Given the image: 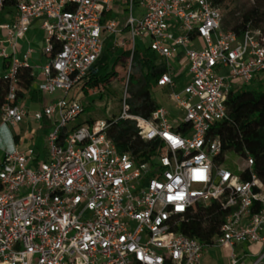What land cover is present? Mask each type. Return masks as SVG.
Returning <instances> with one entry per match:
<instances>
[{"label": "built area", "instance_id": "2783aa9c", "mask_svg": "<svg viewBox=\"0 0 264 264\" xmlns=\"http://www.w3.org/2000/svg\"><path fill=\"white\" fill-rule=\"evenodd\" d=\"M127 1L121 27L109 16L114 0H0V58L12 61L0 75L9 83L0 104V264H201L209 248L225 246L229 264H264V181L249 151L235 160L237 171L226 166L223 142L212 132L228 118L232 91L264 81V23L241 33L226 29L213 0ZM35 19L43 20L50 58L36 88L63 95L30 111L20 103L19 79L31 68L32 49L20 58L19 40ZM125 27L131 54L121 114L77 123L85 106L69 91ZM139 40L165 67L151 86L167 88L183 116L172 119L164 106L151 118L131 112L128 82ZM174 63L189 70L181 89ZM27 119L49 129L45 159L16 140L22 135L13 129ZM130 121L143 141L161 146L146 157L121 151L108 129ZM212 202L224 218L211 241L180 230L197 205Z\"/></svg>", "mask_w": 264, "mask_h": 264}, {"label": "trees", "instance_id": "16d2710c", "mask_svg": "<svg viewBox=\"0 0 264 264\" xmlns=\"http://www.w3.org/2000/svg\"><path fill=\"white\" fill-rule=\"evenodd\" d=\"M249 8L241 13L237 23L232 27H225L241 33L248 24L260 26L264 23V0H248ZM236 0H213L215 6L231 8ZM111 15V14H110ZM128 32V27L124 28ZM114 36L106 40L104 51L100 58L89 70L83 80L82 90L89 87H100L101 89L120 76V62L125 66L126 80L128 67L130 66L129 57L130 47L121 51H112ZM158 56L149 48L140 51L135 49L131 63L129 75L128 91L131 112L146 118H151L154 110L159 104L151 95V84L155 76L164 72L165 67L157 64ZM11 59L4 60V69L9 68ZM35 77L31 68H23L20 71V91L22 99L28 97L35 102L43 101V95L33 88ZM257 83V86L255 85ZM255 85L254 87H252ZM9 83L4 79L0 80V104L8 90ZM228 118L216 124L212 132L218 135L223 142L222 161L229 168L237 171L238 164L235 162L243 153L249 151L255 160V171L264 181V81L256 80L252 84H247L232 91L227 99ZM85 106V105H84ZM92 122V121H88ZM125 122H122L124 124ZM113 123L108 129L109 137L116 142L121 151H131L138 157H146L161 146V142L143 141L138 134V127L135 122L130 121L124 125ZM18 138V137H17ZM229 155H232L230 157ZM247 178V176H245ZM224 214L216 202L209 206L197 205L190 219L181 224L180 230L188 235L199 238L203 242L211 241L219 232ZM169 264V263H166Z\"/></svg>", "mask_w": 264, "mask_h": 264}, {"label": "rangeland", "instance_id": "374dc122", "mask_svg": "<svg viewBox=\"0 0 264 264\" xmlns=\"http://www.w3.org/2000/svg\"><path fill=\"white\" fill-rule=\"evenodd\" d=\"M248 0H236L235 4L231 8H222L224 14V26L232 27L237 21L238 17L249 8ZM114 4L118 6L120 9H115L113 16L111 18L117 19L120 23V26L123 27L126 23L128 17V10H123L128 7L127 0H114ZM140 9L137 3L135 4V14L139 13ZM3 14H1L2 16ZM0 16V17H1ZM124 34V33H123ZM113 47L112 51L115 52L117 50L121 51L128 47V36L121 35L118 38L113 39L112 41ZM138 49L140 51H145L148 48V42L145 40H139ZM45 62V59L44 61ZM130 62V61H129ZM157 64L161 65V60L158 59L156 61ZM4 59L0 58V75L4 73L3 68ZM119 69L121 70L120 76L115 78L110 85L101 89L100 87H89L86 88L85 92L82 90L83 81L79 82L75 86L71 88L68 94L69 99H77L81 101L85 105V111L79 116L77 119V123H86L88 121L94 120H107L118 117L122 111V99L123 93L126 87V80H124L123 76L125 75V64L124 62H120ZM130 67V66H129ZM128 67V72H129ZM172 73L182 71V67H180L177 63L172 65ZM37 70V69H36ZM179 70V71H178ZM128 74V73H127ZM127 78V77H126ZM180 85L184 83V79H180ZM257 86V83H255ZM253 85L252 87H254ZM36 86V83H35ZM63 95L62 92H58L55 95H49L43 93V101L41 102H28L26 99L23 104H27V108L30 111L40 110L43 108L46 102H48L52 97H57ZM151 95L154 100L159 104V106L166 107L170 113L171 118L174 119L176 115L183 116V111L176 107L175 102L169 97V90L167 88H162L159 86L151 87ZM43 122L40 121H27L19 126L17 129H13L14 132H19L24 137V142L32 144L37 153H40V159L46 158V134L49 132V129H42ZM38 131V136L36 134ZM33 139H30L32 138ZM232 157V155H229ZM231 250L228 247H216L209 248L205 254L202 261V264H229L230 261Z\"/></svg>", "mask_w": 264, "mask_h": 264}, {"label": "crops", "instance_id": "0c3cea01", "mask_svg": "<svg viewBox=\"0 0 264 264\" xmlns=\"http://www.w3.org/2000/svg\"><path fill=\"white\" fill-rule=\"evenodd\" d=\"M7 9L8 10H11V8H7ZM115 9L117 10V9H120V8L113 3V10H112V12H110L111 15L109 14L110 17L113 16V14L115 13L114 12ZM123 10H127V8H125ZM140 12H141V9H140ZM1 14H3V15L1 16ZM1 14H0V16H1L0 17V20L3 21V20L6 19V14H5V12L4 13H1ZM42 22H43L42 19H35L33 21L32 25H31L30 29L27 31L26 36L23 39L19 40V57L20 58H23V55L26 53V51H28V49H32V52H31L30 58H29V62H30V65H31V69H32L33 75L35 77V80H34V83H33V88L34 89H37L36 86H35V83L38 80H41L43 78V75H42V67L50 59L48 57V55L45 54V52H44V46H45V31H44V29L42 27ZM123 33L121 35L128 36V32H125L124 29H123ZM0 35H2V34H0ZM44 59H45V62H43ZM181 67H182L181 68L182 71H180V72H176L175 71V73L173 74L175 80L177 81V84H178V88L179 89H181L186 84V82L189 80V77H190L189 70H188L187 66L182 65ZM3 68H4V63H3ZM182 78L184 79V83L182 85H180L179 82H180V79H182ZM41 94L43 95V93H41ZM52 98H54V97H52ZM24 100L25 99H22L21 98L20 99V103L23 104L24 103ZM26 101H28V102H35V101L31 100L30 97H28L26 99ZM48 102H46L45 104H47ZM35 103H37V102H35ZM23 105H25L27 107V104H23ZM178 109H180V108H178ZM169 113H170V111H169ZM183 114H184V112H183ZM170 116H171V113H170ZM178 116L179 115H176L175 117H178ZM27 121H29V119H27L26 122ZM2 139H3V147L9 146V142L7 140V134L5 132L2 133ZM16 140L18 141V143L21 146V148H24L27 145V143L24 142V137L23 136L22 137H19L18 136V138L16 137ZM0 157H1V152H0ZM202 261H203V259H202Z\"/></svg>", "mask_w": 264, "mask_h": 264}]
</instances>
